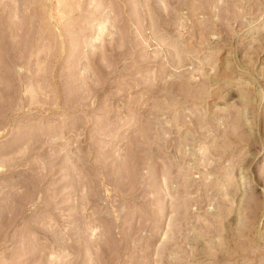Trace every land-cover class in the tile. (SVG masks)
<instances>
[{"label": "rangeland", "instance_id": "1", "mask_svg": "<svg viewBox=\"0 0 264 264\" xmlns=\"http://www.w3.org/2000/svg\"><path fill=\"white\" fill-rule=\"evenodd\" d=\"M0 264H264V0H0Z\"/></svg>", "mask_w": 264, "mask_h": 264}]
</instances>
